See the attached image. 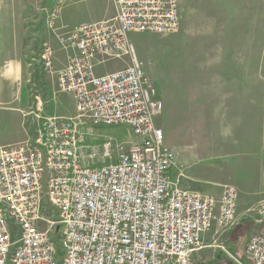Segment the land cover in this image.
Masks as SVG:
<instances>
[{"label":"built area","instance_id":"built-area-1","mask_svg":"<svg viewBox=\"0 0 264 264\" xmlns=\"http://www.w3.org/2000/svg\"><path fill=\"white\" fill-rule=\"evenodd\" d=\"M69 1L55 0L51 27ZM79 1L107 3L112 14L64 33L72 51L65 66L56 68L51 46L40 56L73 97L76 117L46 118L33 139L0 147V264H194L207 234L235 226L239 191L225 186L216 199L172 180L176 153L157 125L164 103L130 39L178 33L179 2ZM124 58L126 68L97 75V67ZM81 126L128 127L138 143L92 167L96 155H84ZM104 157L113 158L110 144ZM258 214L264 222V202ZM245 253L264 264V228L249 236Z\"/></svg>","mask_w":264,"mask_h":264},{"label":"rangeland","instance_id":"rangeland-1","mask_svg":"<svg viewBox=\"0 0 264 264\" xmlns=\"http://www.w3.org/2000/svg\"><path fill=\"white\" fill-rule=\"evenodd\" d=\"M55 7V0H0V41H3L4 37L5 40L8 39V34L3 33L10 32V40L23 45L21 53L25 51L22 54L23 59L19 63L12 62L8 69L10 72L0 77V90L6 93V98L10 96L9 106L21 105V115L25 121L23 132L32 138L36 136L39 126L46 118L76 117L73 97L60 91L56 75L47 73L40 61L45 46L53 48L56 68L63 67L67 56L72 53L70 46L63 45L60 40L64 33L67 34L72 28L85 23L108 19L112 13V9L103 2L82 3L79 0H71L65 4L63 10L61 8L51 27ZM262 22L264 19L259 22L257 20L252 26L249 51L251 61L250 65L245 66L251 77L252 95L258 89L264 90V82L255 80L258 77L256 74L264 75ZM3 26L6 30L2 29ZM7 26H10L9 29ZM130 39L136 47L138 59L153 80L162 100L164 96L170 97L167 106L170 108L171 104V110L177 107L180 96L186 100L191 91L210 89L211 84L216 85L213 80H216L218 75L226 74L227 66H230L217 65L218 51L211 48L212 44L197 43L195 35L183 37L180 31L171 35L144 33L133 34ZM199 44L203 49H198ZM247 54L248 51H245L244 56L247 57ZM225 60L224 57L221 62ZM128 64L129 58L120 62L112 61L103 67H97V75L103 76L122 70ZM174 98L176 103L173 106ZM262 100L264 101V98ZM80 139L84 155H96L95 159L89 161L92 167L115 162L118 146L129 148L138 143L131 130L123 126H81ZM106 144H110L112 160L104 157ZM197 173L207 179L210 176V168L208 165L199 166ZM263 202L264 194L242 195L235 226L222 236L214 237L212 232L205 236V247L195 254L194 264H252L245 253V245L253 232L264 228V222H260L258 214ZM53 240L62 260L65 252L61 239L55 235Z\"/></svg>","mask_w":264,"mask_h":264},{"label":"crops","instance_id":"crops-1","mask_svg":"<svg viewBox=\"0 0 264 264\" xmlns=\"http://www.w3.org/2000/svg\"><path fill=\"white\" fill-rule=\"evenodd\" d=\"M178 2L183 37L195 35L197 43L212 44L211 48L218 51L217 65L230 66L226 74L212 79L216 85L191 91L186 100L180 96L172 110L171 104L170 108L167 106L170 97L164 96L165 110L157 125L166 135V145L176 153L177 163L171 178L182 189L216 199L221 197L225 186H235L240 195L239 213L242 195L264 194V90L258 89L252 95L251 77L245 67L251 61L252 26L264 19V0ZM2 29L6 30L5 26ZM3 34H8V39L4 37L0 41V77L8 74L10 64L19 63L25 52L21 53L22 44L10 40V32ZM200 44L198 49H203ZM256 76V82H264L263 74ZM3 92L0 93V147L33 139L23 132L21 105L9 106L10 96L7 99ZM175 103L174 98L173 106ZM73 105L75 111L74 101ZM204 165L210 168L207 179L197 173L198 167ZM181 171L184 178L179 177Z\"/></svg>","mask_w":264,"mask_h":264}]
</instances>
